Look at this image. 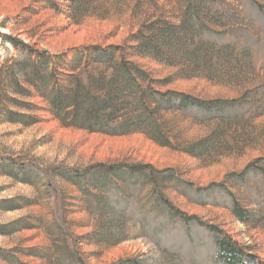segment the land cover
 I'll return each mask as SVG.
<instances>
[{"label":"rangeland","instance_id":"1","mask_svg":"<svg viewBox=\"0 0 264 264\" xmlns=\"http://www.w3.org/2000/svg\"><path fill=\"white\" fill-rule=\"evenodd\" d=\"M197 14L176 58L133 56ZM93 48L205 108L164 110L166 146L62 126L35 81ZM217 237L264 264V0H0V264H215Z\"/></svg>","mask_w":264,"mask_h":264},{"label":"trees","instance_id":"2","mask_svg":"<svg viewBox=\"0 0 264 264\" xmlns=\"http://www.w3.org/2000/svg\"><path fill=\"white\" fill-rule=\"evenodd\" d=\"M204 26L198 14L195 15L192 27H188L184 21L178 26L163 23L145 42L137 41L139 43L133 56L155 60L176 58L181 50L177 45L189 37L193 28L202 30ZM8 39L14 46L21 45ZM21 46L32 52L28 47ZM37 56L43 58L41 53H37ZM200 59V54L192 57L193 62ZM82 60H85L84 65ZM40 62H44V59ZM68 71L69 74L61 80L51 74L49 78L37 77L35 81L37 90H43L41 97L48 103L52 115L66 128L105 135L141 133L166 146L159 122L161 113L164 110L204 109L206 106L183 94H161L155 91L153 84L156 82L151 81L127 57L116 55L111 49L101 51L93 48L84 59L76 55ZM231 213L242 224L254 228L260 226V221H252L236 203H233ZM209 230L214 229L210 227ZM215 246V264H262L254 255L228 238L217 237Z\"/></svg>","mask_w":264,"mask_h":264}]
</instances>
